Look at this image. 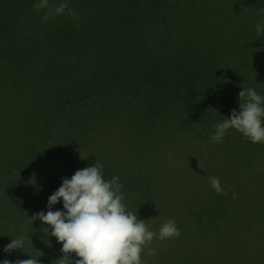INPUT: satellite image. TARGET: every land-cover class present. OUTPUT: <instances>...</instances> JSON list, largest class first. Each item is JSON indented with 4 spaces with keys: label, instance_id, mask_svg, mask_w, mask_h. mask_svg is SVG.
I'll return each instance as SVG.
<instances>
[{
    "label": "trees",
    "instance_id": "trees-1",
    "mask_svg": "<svg viewBox=\"0 0 264 264\" xmlns=\"http://www.w3.org/2000/svg\"><path fill=\"white\" fill-rule=\"evenodd\" d=\"M207 1L115 0L127 10L105 12L106 2L72 0L76 16L66 9L44 22L50 0L39 12L38 0H0V262L39 256L40 264H58L62 244L32 216L47 213L63 178L98 161L106 180L119 177L128 209L149 217V229L158 233L169 219L180 229L179 237L150 246L159 264H200V235L215 243L205 264H262L255 249L252 258L235 260L233 244L223 239L232 232L246 252L245 239L256 246L264 239V144L235 129L216 145L210 141L215 125L240 111L243 88L264 96V33L255 27L264 0H245L252 7L245 18L235 9L214 14ZM144 110L165 120L159 129L166 140L154 148L138 147ZM105 115L113 116L112 132L123 129L107 136ZM194 122L204 125L185 132ZM172 132L176 143L168 140ZM98 135L107 137L99 143ZM194 138L199 145L185 144ZM171 143L178 153L162 164ZM150 150L158 160L156 173L147 174L139 166ZM201 157L203 165L195 162ZM210 176L220 178L227 196L210 186ZM52 210H64L62 199ZM21 234L25 249L5 252Z\"/></svg>",
    "mask_w": 264,
    "mask_h": 264
},
{
    "label": "clouds",
    "instance_id": "clouds-1",
    "mask_svg": "<svg viewBox=\"0 0 264 264\" xmlns=\"http://www.w3.org/2000/svg\"><path fill=\"white\" fill-rule=\"evenodd\" d=\"M33 7L37 12L49 8V0H38ZM66 9L70 17L77 15L67 3H60L42 19L48 22L50 17L61 15ZM255 27L258 34L264 33V18ZM238 95L240 111L233 109L230 117L217 123L211 140L220 143L229 129H235L253 144H264V96L253 88H243ZM209 183L217 194L228 195L219 177L210 176ZM122 188L118 176L110 180L104 178L103 165L98 161L95 166L75 171L70 179L63 178L61 186L48 198L47 213L40 211L32 216L33 220L47 224L43 232L62 244L63 256L57 259L58 264H146L142 254L157 255L156 249L150 247L154 239L163 241L181 235L172 219L162 224L158 233L150 230L137 211L128 209ZM61 199L64 210H52ZM25 243L26 238L21 234L13 238L4 251L24 250ZM73 253L78 257L74 261ZM31 257L16 260L15 264H40L39 256ZM0 264L13 262L5 259Z\"/></svg>",
    "mask_w": 264,
    "mask_h": 264
},
{
    "label": "rangeland",
    "instance_id": "rangeland-1",
    "mask_svg": "<svg viewBox=\"0 0 264 264\" xmlns=\"http://www.w3.org/2000/svg\"><path fill=\"white\" fill-rule=\"evenodd\" d=\"M71 1L72 0H50V6H51V8L52 7H54V6H57L60 2H63V3H67V5L69 6V7H71ZM81 1H84V2H86L87 0H81ZM101 1V3L102 2H106V5H103L102 7H103V10L106 12L107 10H111V8H115L116 10H120V11H126L127 10V6L126 5H124L123 3H122V5H117V3L115 2V0H100ZM178 1H180V0H178ZM181 1H183V0H181ZM204 1H206V0H204ZM215 2V5H212L211 4V2H210V0H208L207 1V8H209L211 11H212V13H214V14H219L220 15V13L222 12V11H225V13L226 14H229L230 12L231 13H234V9L238 12V11H240L239 13L240 14H242V17H246V15H247V11H246V9H249V8H252L251 6H250V4L251 3H247L245 0H227V2L229 3V4H231V6L233 7V10H230V8H227V7H225V8H223L224 6H226V5H228L227 4V2H225V1H222V0H214ZM115 3V4H114ZM219 3H222V5L220 6L219 5ZM226 4V5H225ZM201 9V8H200ZM224 9V10H223ZM103 10H102V12H100L99 10H98V12L97 13H100V14H104V15H106L107 13H105V12H103ZM46 11H50V8L49 9H47ZM251 11V10H250ZM199 13H200V11H199ZM207 13V12H206ZM206 13H204V14H206ZM230 13V14H231ZM220 22V21H219ZM139 114H140V120H139V125H143L142 126V132L144 133V137L142 138V142L141 141H139L138 139L136 140V141H139V142H137V143H139L138 144V147L140 146V148H142V147H148V148H150V147H152L153 146V148L155 147V146H157V145H160V144H162L163 142H164V140H166V136H165V134H164V131L163 132H161L160 131V127H161V124H165L164 123V121L165 120H162L160 117H158V119H159V121L161 122V124H160V122L159 121H153V119H152V117H151V115L150 114H148L147 113V111H140L139 112ZM110 116V117H109ZM111 117H113V116H111V115H105V117H103L104 118V121H103V124H104V133L107 135L108 134V132H110L111 134L113 133V132H115V131H118V130H121V129H123V127H121V125H119V127L118 126H116V128L117 129H115V130H113V132L111 131V129H110V127H109V125H110V121H113L112 119H111ZM118 117L120 118L121 116H120V113H118V114H116L115 115V118H114V121L113 122H117L118 121ZM128 118V117H127ZM135 120H136V118H132V120L131 121H133L134 122V124L135 125H138L136 122H135ZM152 122H154V125H153V123ZM78 124H81V126H82V120H81V122L79 121V122H77ZM198 125H204V124H202L201 122H194L192 125H191V127H190V129H188L189 128V126L187 127V126H183L182 128H184V130H185V132H187V131H192V130H194V129H197L198 128ZM106 135H98V137H97V139H96V141L97 142H103L104 141V137L106 136ZM108 136V135H107ZM106 136V137H107ZM170 138H168V140L169 141H172V142H178V138L179 137H177L173 132L170 134ZM183 136V135H182ZM181 136V137H182ZM120 137H118L117 139H119ZM127 141L129 142L130 141V139L129 138H127ZM167 142V141H166ZM165 142V143H166ZM210 142H213L212 140L210 141ZM185 144L186 145H190V146H196V145H199L200 143L198 142V141H196L195 140V138L194 139H192V140H188V142H185ZM216 144H218V143H215V145ZM215 148V147H214ZM212 148H209V150H211ZM132 150H134V148L132 147L131 148V151ZM154 150V149H153ZM135 151V150H134ZM144 151V150H143ZM212 151V150H211ZM123 152L125 153V154H130V150H128V149H126V150H123ZM165 153H164V160H163V162H162V164L163 163H165V164H171L172 162H174V160H175V153H178L177 151H176V149H175V147H174V145H173V143H171L167 148H165V151H164ZM149 153H150V155H148V156H146L145 158H143L144 160L143 161H145L144 163H143V165L142 166H139V169L141 168L142 169V171L144 172V173H147V174H150V173H156L155 171H154V167H156V165H157V163H155L157 160H158V158L157 159H155L154 161L155 162H152V157H154V156H157L158 157V154L157 155H154V153H151V150L149 151ZM144 154H147V153H144ZM225 154V153H224ZM223 154V155H224ZM135 155H136V152H135ZM191 155H193L192 153H191ZM194 156V155H193ZM199 160H201L200 162H198V160L197 161H195L196 163H202V165H203V163H204V161H205V158L204 157H201V158H199ZM260 165H261V162L259 163ZM139 165V164H138ZM258 168H261V166L260 167H257V169ZM209 180V178H207V181ZM166 187H168L167 185H166ZM247 196H248V198H249V190L247 191ZM149 218V217H148ZM148 218H145V221H147V219ZM259 226V225H258ZM151 230V229H150ZM212 235V236H211ZM210 236L211 237H213V240H215V232L213 233V234H211ZM238 236H240L241 234L239 233V234H237ZM227 238H225V239H223V241H225V242H227V241H229V242H231L232 244H233V246H234V248H235V250H236V252L238 253V254H236L235 256H237V257H235V260L238 258V257H248V258H252L253 256H254V253H253V251H252V249H255L256 250V252L258 253V255H259V252H260V254H261V258H260V263H262V264H264V239H263V241L261 242V241H259L260 242V244H258V246H256L257 244H254L253 243V241H255V240H248V239H245V240H247L246 242H248V245H247V247H250V250L248 251V252H246V251H244L245 249H244V247L242 246V242L240 241V240H238L236 237H234L235 236V234H232V232H227ZM230 236H232V237H234V238H231ZM210 237V238H211ZM199 254L202 256V258H200V257H198L197 255H198V251H197V253H196V255L195 256H197L198 258H199V260H198V258H195V261H197L198 263L200 262V264H205V262H206V259H208V258H210V259H212L213 257V253H215V243L214 242H209V237H201V235L199 236ZM209 239V240H208ZM244 240V241H245ZM156 242V239H154L153 240V242H152V244L150 245V246H152V245H154V244H156L155 243ZM214 243V244H213ZM153 248V247H152ZM219 250L216 248V252H218ZM230 251L233 253V247L230 249ZM251 255V256H247V255ZM146 264H153V263H158L156 260H155V258H153V256H148L147 254H146ZM215 256V255H214ZM163 258H167V257H163ZM233 259V258H232ZM168 260V259H167ZM234 260V259H233ZM159 264V263H158ZM209 264V263H208Z\"/></svg>",
    "mask_w": 264,
    "mask_h": 264
}]
</instances>
